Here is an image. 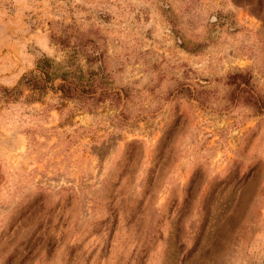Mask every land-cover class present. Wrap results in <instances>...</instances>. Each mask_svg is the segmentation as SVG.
<instances>
[{"label":"rangeland","instance_id":"374dc122","mask_svg":"<svg viewBox=\"0 0 264 264\" xmlns=\"http://www.w3.org/2000/svg\"><path fill=\"white\" fill-rule=\"evenodd\" d=\"M53 35L94 40L122 99H6ZM240 72L264 93V0H0V264H264Z\"/></svg>","mask_w":264,"mask_h":264},{"label":"trees","instance_id":"16d2710c","mask_svg":"<svg viewBox=\"0 0 264 264\" xmlns=\"http://www.w3.org/2000/svg\"><path fill=\"white\" fill-rule=\"evenodd\" d=\"M68 37H56L53 40L63 49H70L61 62L43 56L36 62V68L25 73L17 86L4 89L5 98L17 101L23 95L24 88L31 92L29 101L42 99L49 91L60 95L61 100L77 101L82 106L97 105L106 99L121 100V93L111 91L112 78L107 70L106 59L98 53V45L92 39L76 38L77 46L67 42ZM189 53H197L185 47ZM85 58L87 68L81 65ZM229 84L235 87L236 102L252 105L255 115H264V93H257L252 75L240 72L229 77ZM179 94L194 96L189 88H182ZM196 97V96H195ZM233 99V100H234Z\"/></svg>","mask_w":264,"mask_h":264}]
</instances>
